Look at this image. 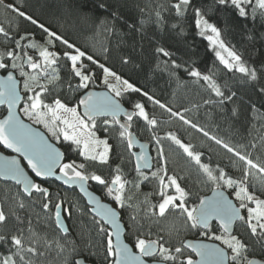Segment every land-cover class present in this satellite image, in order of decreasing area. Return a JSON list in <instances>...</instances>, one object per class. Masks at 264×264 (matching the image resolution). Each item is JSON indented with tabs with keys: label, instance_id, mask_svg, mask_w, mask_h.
I'll use <instances>...</instances> for the list:
<instances>
[{
	"label": "trees",
	"instance_id": "16d2710c",
	"mask_svg": "<svg viewBox=\"0 0 264 264\" xmlns=\"http://www.w3.org/2000/svg\"><path fill=\"white\" fill-rule=\"evenodd\" d=\"M177 2L178 0H2L0 26L5 28L9 36L0 34V63L6 65V68L0 70L4 72L13 69L21 82H24L21 72L27 67H23L22 62L26 57L25 53L29 54L25 46L30 38H46L47 33L39 27V24H43L80 48L86 56H92L99 64L141 90H121V96L116 97L134 112L138 111L135 104L142 103L149 117H154L158 122L155 127L149 126L137 115H133L131 121L125 120L140 140L150 144L153 157L150 171L137 172L134 169L127 141L119 135L122 129L112 118H96V127L92 129L97 136L107 137L110 142L107 163L85 159L79 154L80 149L71 141H65L62 136L59 140L50 139L62 150L64 163L84 164L85 168L80 170L86 175H99L105 180L104 185L91 179L88 181L103 199L119 209L126 229V241L134 247L137 238L158 240L163 237L160 242L170 248L172 255L178 257L175 264H181L186 263L189 256L194 257L182 247L184 239L205 238L202 233L208 234L220 229L215 223H211L205 230L192 228L186 214L172 206L163 217L159 216L157 207L162 198L158 196L161 190L159 177L164 175L162 169L166 168L167 176L177 177V182L188 193L185 198V206L188 208L195 207L199 199L216 187V184L208 180L195 161L167 134L173 133L183 143L192 145L193 151L201 153V163L208 164L217 175L219 169H223L226 178L242 180L247 165L234 152L227 151L210 137L222 140L242 155H247L254 163L264 165V91H261L264 89V10L256 8L253 14L256 5L255 0H252L251 4L242 5L246 15L241 16L230 0L226 4H220L219 0H190L183 14L178 15L173 7ZM8 5H14L38 23L32 24L8 8ZM196 9H200L204 19L220 30V38L225 45L240 55L246 66L256 70V80H251L235 69L229 70L220 62L214 47L196 26ZM25 35L28 38L20 40ZM16 40L20 41L21 47L16 46ZM55 43L58 50L67 51V47L60 41L56 40ZM159 48L170 55L164 56L157 51ZM8 51L20 58L7 56ZM12 60L18 65L17 68L9 67ZM172 61L178 67L173 66ZM193 69L202 75H210L224 96H216L205 81L189 75ZM102 72L98 64H94L95 77L89 81L87 88H107L104 84L95 83L100 80ZM55 74L59 76L55 80V87L41 96L46 102L53 103L59 99L78 107L79 96L87 88L79 87V78L71 72L66 57H60ZM21 91L26 101L29 91L24 88ZM144 92L173 112H179L198 127L193 128L179 116H173L166 109L160 108L144 96ZM229 96L231 99H226ZM4 113L5 109L1 107L0 117ZM105 120L109 123L105 124ZM199 128H203L209 135L205 136ZM161 148L163 157L159 155ZM252 171H256L257 175L253 177L251 190L264 198V179L257 170ZM153 173L157 175L154 176ZM117 174L128 185L125 197H131L130 200H125L123 208L107 191L109 183ZM167 176L165 183L168 182ZM35 179L36 183L48 188L51 205L62 202V213L68 231H59L54 222V207L50 205L51 211L46 212L42 208L44 198L39 193L33 192L30 197H26L16 184L0 180V209L7 216L6 222L0 225V235L6 237L5 241H0V259L3 255L15 253L11 236L18 235L24 240L25 248L32 246L37 249L35 255L24 253L25 260H31L32 264H75L77 258H83L90 264H110L112 257L106 258L108 237L106 233L99 231L95 223L99 220L90 214L84 199L75 189L61 186L53 180ZM221 187L225 189L226 185L221 182ZM166 192L175 193V189L169 187ZM20 201H23L24 208L19 207ZM177 202L179 203L178 200ZM103 226L108 230L104 224ZM233 234L247 245L248 250L244 254L247 259L264 257V240L253 236L247 223L237 222ZM54 239L65 245L64 251L61 252L54 244L48 246L47 242ZM44 246L48 247L43 248ZM176 247L182 248L183 255L175 253ZM14 259L18 264H23L19 257Z\"/></svg>",
	"mask_w": 264,
	"mask_h": 264
},
{
	"label": "snow or ice",
	"instance_id": "6c2138e0",
	"mask_svg": "<svg viewBox=\"0 0 264 264\" xmlns=\"http://www.w3.org/2000/svg\"><path fill=\"white\" fill-rule=\"evenodd\" d=\"M2 2V0H0ZM231 4L234 5L241 16L246 15L245 8L242 6L244 3L251 4L252 0H230ZM220 4L228 3V0H219ZM190 4V0H178L177 3L173 5L176 9L178 15L183 14V10L187 8ZM256 7L253 8V14H255L256 8L264 10V0H255ZM12 11H15L19 16L24 17L26 20L31 21L32 24H37V20L33 19L32 16L26 15L23 11H20L14 5H8ZM196 13V26L200 28V34L205 35V33H211L207 35L206 39L211 45L217 47L222 51H216V56L220 62L229 70L235 69L239 73L245 74L250 77L251 80L257 79V72L254 68H249L242 58L235 51L228 48L224 41L220 38V30L212 23H209L207 19H204L201 14L200 9L195 10ZM115 15V13H114ZM159 15V13H157ZM39 27L47 33L48 44H53L51 38L60 41L68 49H72L73 53L65 51L63 56L66 57L71 62V72L75 77L79 78V87L87 88L89 81L92 79V73L89 72L88 67L81 62V58L86 56L84 51L77 48L73 43H70L67 39L58 35L56 32L50 31L43 24H39ZM0 34L4 36H9V33L5 30L3 26H0ZM27 35L21 36L20 40L27 39ZM16 46L21 47L20 41H15ZM25 47H30L32 49L38 50V55L42 61H36L32 56H27V63L32 69H42L39 76H29L25 72H21L22 76H26L27 79L24 81V88L26 91H33V86L30 81L36 82V87L39 91H36L34 95L29 97L31 103L24 108V114L36 124H42L53 137L59 140L60 135H63L65 141H71L72 144L76 145L80 149V155L87 160L97 161L101 163H107L108 153L110 151V145L107 140H100L96 137V134L92 129L96 127V117L98 115H110L112 120L116 124H120L117 119L118 115L122 111L119 101L115 100L113 97L106 94H97L93 92L86 93L80 100L79 104L84 106V116L87 117L85 120L77 111L76 107H68L66 104L62 103L61 100L56 99L53 104L45 103L41 98V93L47 91V87L39 83L40 76L48 78V82L52 83L59 79V76L55 73L57 69L53 67L57 64L59 54L54 51H50L48 47L43 44L35 42L34 40L27 44ZM158 52L162 53L164 56H169L170 53L165 51L163 48H159ZM222 52L227 53L226 58ZM7 56L13 57L14 59H19L14 55L12 51H8ZM87 60L91 61L93 64H98V66L103 70L104 80L103 83L107 86L110 92H114L115 96H121V86L124 91L140 92L139 88L134 87L133 84L129 83L128 80H122L119 75L109 68L105 67L103 64H99L98 61L94 60L92 56H87ZM173 66H177L175 61H172ZM13 68H17L18 65L13 63ZM0 68H6L4 63H0ZM51 69V73H49ZM189 75L197 77L205 81L208 87L216 94L218 97H223L224 93L221 91L219 85L213 80L210 75H202L198 70H191ZM109 77L115 79L116 83H109ZM264 91V89H261ZM150 101L154 104L159 105L160 108L166 109L171 115L179 116L185 124H190L191 127L197 128L198 126L192 121L187 120L179 112H173L171 108L167 107L165 104L161 103L159 100H154L152 96H149L147 92L143 93ZM234 96L235 93H232ZM19 95L16 91V81L11 73L8 74L6 79H0V104L7 103L9 108V114L6 119L0 120V144L5 147L12 149L14 152L19 153L27 161V167L35 174L36 177L47 178L55 175V168L59 166V171L62 177L65 178V183L79 182L81 191L87 192L85 188V182L89 179L98 182L101 185L105 184V180L99 175H86L80 169H84V164L76 165L72 163H63L60 161L63 159V153H61L57 148L50 144L44 136L38 132L34 131L28 125L24 124L16 115L13 114L12 108L15 106L19 100ZM226 99H231V96L226 97ZM135 109L137 112L134 113H124L129 121L132 120L133 115L142 117L149 126L155 127L157 125V120L149 117L146 112L145 107L142 103H136ZM70 114V118H69ZM105 124L109 121L105 120ZM62 125V127L60 126ZM122 129L119 133L120 137L127 139V146L129 149L133 147L132 133L128 131L130 124H120ZM199 131L203 132L205 136H208V132L203 128H199ZM168 137L177 144L188 157L193 159L195 163L200 167L203 173L206 174L209 181L216 184V188L221 187V182L228 188L234 189L235 199L238 200L239 207H237L231 200L224 196L223 192L215 191L214 196L211 198H202L199 204L195 207L188 208L185 206V198L188 193L184 188L180 186L177 182V177L167 176V170L162 169L164 175L160 176L161 191L160 196L162 197V202L159 203V216L163 217L169 206L173 208H179L182 214H186L187 220L191 221L192 228L203 227L205 229L210 227V221L215 219L219 221L220 228L223 230L221 235H211L209 238L215 241H220L227 249L231 250V262L232 264H258L257 261L252 259H247L244 255L247 252V245H245L241 239L237 236L231 234L232 225L236 221H244L247 223L251 230L253 236H258L261 240H264V199L257 197L253 192L249 191V177H255L257 175V170L262 179H264V165L254 163L247 155H242L239 151L234 150L227 143L216 137H210L215 140L217 144H221L227 151L234 152V154L243 161L247 167L244 169L242 180H235L231 177L226 178V173L223 169H219L218 175L213 173L212 168L206 164L201 163V153L193 151V146L190 144L183 143L176 135L173 133H168ZM264 139V138H262ZM157 144H159V139H157ZM103 147L102 151H97L100 147ZM255 146V145H253ZM141 152L137 156V161H144L145 167L150 166L148 164L149 157L143 151V145H141ZM159 155L163 157V149H159ZM5 161L2 166V174L6 177H10L15 180L17 185L23 186L24 193L31 196L33 192L39 193L44 201L42 208L49 212L51 207H54V222L61 229L62 232L67 233V228L64 227L61 215H62V202L55 203L51 205V197L48 188L42 187L41 184L36 183L32 178L29 177L27 172L20 166V161L12 158L8 159L6 157H0ZM140 165L137 163V171L139 172ZM119 171V169H117ZM142 175V173H140ZM157 175V173H153ZM165 176H167V183H165ZM125 184L126 181L123 180L122 176L117 174L111 180V186L107 188L108 194L112 196L114 201L120 205L121 208L125 206V200H130L131 197H125ZM139 187V185H137ZM169 187H174L175 193L177 195H168L166 189ZM91 200L95 203L94 211L96 216L100 217L99 221H95L99 231L106 233L107 246L106 253L107 257H114L110 261V264H168L172 262L175 264L177 261V256L172 255L170 248L165 247L160 240H145L142 238H137L134 244V248L138 252H134L129 244L125 243L122 239V228L118 222V213L115 209L107 204L101 203L88 193ZM179 201L177 204L176 201ZM254 206H249V205ZM51 205V207H50ZM19 207L24 208L25 205L23 201L19 202ZM240 209L247 210V217L241 215ZM64 211H67L66 209ZM19 219V217H17ZM95 219V218H94ZM7 220L5 212L0 209V225H3ZM107 224L111 227V231L104 228L103 224ZM31 223V222H29ZM31 231V228H29ZM206 235L207 233H202ZM116 237V243H113L112 237ZM6 237L0 235V241H5ZM259 242V241H258ZM11 243L15 247V253L8 255H3L0 259V264H18L14 257H19V260L23 264H32L31 260H25L24 253L37 254V249L35 247L29 246L24 247V240L21 236L12 235ZM48 246L51 247L53 244L62 252L65 250V245L59 240H53L47 242ZM186 248H190L197 256L200 257L199 261H195L189 256L186 260V264H226L228 260L227 253L224 248L219 247L215 244H193L191 242L184 245ZM75 250V249H73ZM175 253L183 255L181 247L175 248ZM152 258L151 261L145 258ZM75 264H84L80 259L75 261ZM184 264V262H181Z\"/></svg>",
	"mask_w": 264,
	"mask_h": 264
},
{
	"label": "water",
	"instance_id": "95a60500",
	"mask_svg": "<svg viewBox=\"0 0 264 264\" xmlns=\"http://www.w3.org/2000/svg\"><path fill=\"white\" fill-rule=\"evenodd\" d=\"M22 65L23 67H28V69L30 70L31 67L28 65L27 63V56L23 59V62H22ZM11 73L16 81V91L19 95V100L17 101V103L15 104V106L12 108V112L14 115H16L24 124L28 125L30 128H32L34 131H38L40 132L44 138L50 143L52 144L55 148H57L61 153L62 150L59 148V146L54 142L52 141L48 135L38 126L32 124L31 122L23 119L19 113V108L23 102V99H24V94L22 93L21 91V81L19 79V77L17 76L16 72L13 70V69H8L4 72H1L0 70V79H6V77L8 76V74ZM88 92H93V93H97V94H106L108 96H111L113 97L115 100L119 101L120 103V106H121V109L122 111L120 112V114L118 115L117 119L120 121V124H128L125 120H128L127 119V116L124 114V113H134L133 109L131 108H128L126 107L112 92L109 91V89L107 88H104V87H90V88H87L85 89L81 95L79 96V99H78V108H79V111H80V114L82 115V117L87 120V117L84 116V106L83 105H80L79 104V100ZM1 107H4L5 109V113L3 114V116L0 117V120H4L7 118L8 114H9V108H8V104L7 103H3V104H0V108ZM96 118H112L110 115H98ZM120 124H117L119 127H120ZM128 131H130L132 133V140H133V147L131 149H129L131 155H132V160H133V165H134V169L137 171V163H139L140 165V168H139V172H148L152 169L153 167V157H152V153H151V148H150V144L147 142V141H143V140H140L131 130L130 128L128 129ZM127 141V139H126ZM141 145H143V151L147 154V156L149 157V160H148V164L150 166L148 167H145V164H144V161H137V156L140 154L141 152ZM0 157H6L8 159H12V158H15L17 160L20 161V166L22 168H24V170L27 172V174L29 175L30 178H32L35 182H36V179H35V174L31 171V169H29L27 167V161L24 159V157L22 155H20L19 153H16L14 152L12 149L10 148H7L5 147L3 144H0ZM61 164L64 163V154H63V159L60 161ZM5 164V161L3 159H0V180L1 181H5V182H10V183H13V184H16L15 180L11 179L10 177H6L5 175L2 174V166ZM138 172V171H137ZM40 178V177H38ZM43 179H49V180H53L55 181L56 183H58L59 185L61 186H64L66 188H72V189H75L76 192L84 199L86 205L89 207V211H90V214L95 217L96 219L100 220V217L96 216V212L94 211V208H95V203L93 200H91V197L88 195V193H91V196L94 197L96 200H99L101 203L103 204H107L109 205L110 207H112L113 209H115L118 213V222L120 223L121 225V228H122V236H121V239L129 244L130 247H132L133 251L134 252H138L137 249H135L128 241H126L125 239V232H126V229H125V226L120 218V212H119V209L114 206L111 202L103 199V197L97 193L90 185L89 181H86L85 182V188L87 189V192H83L81 191V188H80V184L79 182H73V183H65V178L62 177V174L60 173L59 171V166H56L55 168V175L53 176H50V177H47V178H43ZM17 185V184H16ZM20 189V191L26 196V197H30L28 194L24 193L23 191V186L22 185H17ZM109 186H111V183H109ZM214 190L215 191H220V192H223L224 196L227 197V199L231 200L237 207H239L237 205V203L234 201V199L229 195V193L223 188V187H220L219 189H217L216 187L212 188L208 193L204 194L200 199L199 201L197 202L196 206L199 204L200 200L202 198H211L214 196ZM240 212H241V215L243 216V210L240 209ZM61 220H62V223L64 225L65 228H67V224H66V221H65V218L63 216V213L61 215ZM103 223V221H100ZM239 222V221H236L233 225H232V230H231V234H233L234 230H235V226H236V223ZM211 223H215L219 229L223 232V230L220 228V225H219V221L218 220H211L210 221V224ZM106 226V228L108 229V231H111V227L107 224H104ZM58 227V226H57ZM202 230H205V228L203 227H198ZM59 231L61 233H64L61 231V229L58 227ZM67 231H68V228H67ZM112 240H113V243L115 244L116 243V237L113 236L112 237ZM193 243V244H199V243H205V244H215L219 247H222L225 249L226 253H227V256H228V260L226 261V264H231L230 263V260H229V253H228V250L222 245L220 244L219 242L215 241V240H210V239H206V238H186L183 240L182 242V247L185 248L186 250H188L190 253H192L194 255V258L193 260L195 261H199L200 260V257L196 255L195 252H193L190 248H186L184 247V245H186L187 243ZM77 259H80L84 262V264H90L88 263L87 261H85L83 258H77ZM76 259V260H77ZM112 259H114V257H112ZM146 260H149L151 261V259H148V257L145 258ZM250 259L252 260H255L258 262V264H264V257L263 258H259V257H251ZM75 260V261H76ZM168 264H172V263H168ZM176 264H180V263H176ZM244 264V263H242Z\"/></svg>",
	"mask_w": 264,
	"mask_h": 264
},
{
	"label": "rangeland",
	"instance_id": "374dc122",
	"mask_svg": "<svg viewBox=\"0 0 264 264\" xmlns=\"http://www.w3.org/2000/svg\"><path fill=\"white\" fill-rule=\"evenodd\" d=\"M259 9V8H258ZM261 10V9H260ZM205 35L207 36V35H211V33L209 32V33H205ZM48 39H50L48 36H47V34H46V38L45 39H43V40H40V39H36V38H30L29 39V42H28V44L30 43V42H32L33 40L35 41V42H38V43H40V44H43L45 47H48L49 48V50L50 51H54V52H57L58 54H59V58H58V60H57V64L56 65H54L53 67H55L56 69H57V66H58V62H59V59H60V57H64L63 56V53L66 51H60V50H58L57 48H56V40H55V38H51L52 40H53V44H48L47 43V41H48ZM213 46V45H212ZM214 47V49H215V51H222V50H220V49H218L217 47H215V46H213ZM67 49V51L68 52H70V53H73V50L72 49H68V48H66ZM26 50L29 52V54H27V55H30V56H32L33 57V59L34 60H36V61H39V62H41V64H42V61H41V59H40V57H39V55H38V50H36V49H32V48H30V47H26ZM74 54V53H73ZM222 54L226 57V58H228L227 57V53H224V52H222ZM87 56H85V57H83V58H81V62L83 63V64H85L87 67H88V70H89V72L90 73H92V78L93 77H95V75H94V73H93V67H94V64L91 62V61H89V60H87V58H86ZM69 61V60H68ZM12 64H13V60L12 61H10V64H9V67H11L12 66ZM69 67H70V69H71V62L69 61ZM41 71H42V69H28V67L25 69V73H27L29 76H39V74L41 73ZM49 73L50 74H52L51 73V69H49ZM18 76V75H17ZM24 77V81H25V79H27V77L26 76H23ZM121 77V76H120ZM20 79V78H19ZM121 79L122 80H125L124 78H122L121 77ZM103 80H104V73L102 72V75L100 76V80H98V81H96L95 83L97 84V85H102V84H104L103 83ZM20 81H21V79H20ZM39 83L40 84H42V85H45L46 87H47V91H49V89H51V88H54L55 87V81H53L52 83H49L48 82V78H46V77H43V76H40V78H39ZM79 83H80V81H79ZM109 83H113V84H115L116 83V81H115V79L114 78H112V77H109ZM130 83V82H129ZM30 84L33 86V91H39V88H37L36 87V82L35 81H30ZM105 85V84H104ZM21 90L24 88V82L22 83L21 82ZM25 89V88H24ZM108 89V88H107ZM121 90H123V87L121 86ZM35 92H29L28 93V95H27V99H26V101H24V99H23V102H22V104H21V106H20V108H19V113H20V115H21V117L23 118V119H25V120H27V121H29V122H31L32 124H34V125H36V126H38V127H40L47 135H48V137L49 138H51V139H55L56 140V138L55 137H53L52 136V134L46 129V128H44V126L42 125V124H36V123H34L32 120H30L25 114H24V108L26 107V106H28L30 103H31V101L29 100V97L30 96H32V95H34L35 94ZM44 92H42L41 94H43ZM114 95H115V93L114 92H112ZM41 98L44 100V102L45 103H48V104H53L54 103V101H53V103H50V102H46L45 101V99L41 96ZM62 102V101H61ZM62 103H64V102H62ZM64 104H66V103H64ZM68 107H76L77 108V111L79 112V114H80V111H79V108L76 106V105H69V104H66ZM81 115V114H80ZM82 116V115H81ZM69 118H70V114H69ZM61 127H62V125H60ZM93 131V130H92ZM60 136H62L63 137V135L61 134ZM96 137L98 138V139H100V140H107L108 141V144L110 145V142H109V140H108V138L107 137H102V136H97L96 135ZM103 150V147L101 146L99 149H97V151H102ZM110 152V151H109ZM108 158H109V153H108ZM108 160V159H107ZM97 161H99V160H97ZM76 164V163H75ZM76 165H78V164H76ZM251 179H249L248 180V183H249V191L250 192H252V190H251V187H252V181H253V177H250ZM239 180H241V179H239ZM127 188H128V185H126L125 184V189L127 190ZM225 190L229 193V195L234 199V201L237 203V205H238V203H240L238 200H236L235 199V196H234V189L233 188H228L227 186H226V188H225ZM161 191V190H160ZM160 191L158 192V196L160 195ZM168 195H177L176 193H168ZM256 195V194H255ZM257 197H259V198H261V199H264L263 197H260V196H258V195H256ZM162 202V198H161V200H160V202L159 203H161ZM176 203L178 204V202L176 201ZM159 205V204H158ZM239 206V205H238ZM249 206H254V205H249ZM171 206H169V208H170ZM179 209V208H178ZM157 210H158V212H159V209H158V207H157ZM243 210V214H245L244 216H246L247 217V210L246 209H242ZM181 210H179V212H180ZM213 234H215V235H221V234H223V232L220 230V231H217V232H210V233H208V234H206L205 235V238L206 239H210L209 237L211 236V235H213ZM232 235H235V234H232ZM235 236H237V235H235ZM238 237V236H237ZM239 238V237H238ZM210 240H212V239H210ZM217 242H219L220 244H222L220 241H217ZM223 245V244H222ZM226 249H227V247L225 246V245H223ZM48 246H44L43 248H47ZM228 250V253H229V260H230V258H231V255H232V253H231V250L230 249H227ZM30 255V254H29ZM230 263L232 264V262H231V260H230Z\"/></svg>",
	"mask_w": 264,
	"mask_h": 264
},
{
	"label": "flooded vegetation",
	"instance_id": "af4514ba",
	"mask_svg": "<svg viewBox=\"0 0 264 264\" xmlns=\"http://www.w3.org/2000/svg\"><path fill=\"white\" fill-rule=\"evenodd\" d=\"M193 258H194V257H193ZM193 258H192V259H193ZM184 264H186V263H184Z\"/></svg>",
	"mask_w": 264,
	"mask_h": 264
},
{
	"label": "bare ground",
	"instance_id": "6f19581e",
	"mask_svg": "<svg viewBox=\"0 0 264 264\" xmlns=\"http://www.w3.org/2000/svg\"><path fill=\"white\" fill-rule=\"evenodd\" d=\"M113 204V203H112ZM115 206V205H114Z\"/></svg>",
	"mask_w": 264,
	"mask_h": 264
}]
</instances>
